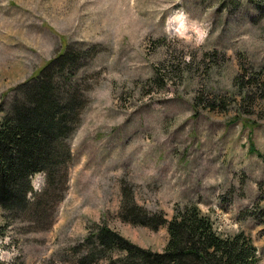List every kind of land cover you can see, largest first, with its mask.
<instances>
[{
    "label": "rangeland",
    "instance_id": "1",
    "mask_svg": "<svg viewBox=\"0 0 264 264\" xmlns=\"http://www.w3.org/2000/svg\"><path fill=\"white\" fill-rule=\"evenodd\" d=\"M65 41L100 49L78 71L87 103L64 141L66 181L32 176L33 205L2 230L0 264H83L97 223L161 251L165 226L119 217L124 190L168 219L196 203L219 233L250 235L264 264V100L241 99L233 84L242 68L264 78V13L248 0H0V105ZM210 99L226 110L205 108Z\"/></svg>",
    "mask_w": 264,
    "mask_h": 264
},
{
    "label": "trees",
    "instance_id": "2",
    "mask_svg": "<svg viewBox=\"0 0 264 264\" xmlns=\"http://www.w3.org/2000/svg\"><path fill=\"white\" fill-rule=\"evenodd\" d=\"M254 8L264 13L257 0H248ZM100 52L96 44H72L64 46L31 77L11 90L15 95L9 106L0 105V208L6 212L0 234L11 219L28 209V194L33 191L31 178L43 172L47 186L55 184V177L63 173L66 181L65 162L70 158L65 139L75 130L81 111L87 103L84 91L77 79L78 71L87 66ZM248 72V73H247ZM247 76V81H245ZM82 79V78H81ZM158 82V80H156ZM241 99L254 103L255 94L264 100L262 70L241 72L234 77ZM195 96V103H201ZM234 100V98H233ZM208 110H226V101L210 99ZM264 116V108H262ZM248 123V119H245ZM250 153L262 154L249 147ZM264 160V155H263ZM63 171V172H62ZM60 175V174H59ZM257 201H264V180L258 183ZM264 217V205L256 206ZM255 211V210H254ZM119 217L128 223L151 229L165 226L167 240L161 251L132 243L105 223L94 224L85 240L83 264H89L95 256L106 257L108 264H255L256 246L243 230L233 234L219 233L208 214L194 202L176 204L168 219L163 211H149L137 204L128 191H123ZM117 251V255L109 253Z\"/></svg>",
    "mask_w": 264,
    "mask_h": 264
}]
</instances>
